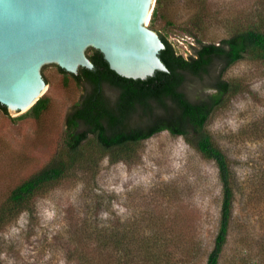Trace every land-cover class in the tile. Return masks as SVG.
<instances>
[{"label": "rangeland", "instance_id": "1", "mask_svg": "<svg viewBox=\"0 0 264 264\" xmlns=\"http://www.w3.org/2000/svg\"><path fill=\"white\" fill-rule=\"evenodd\" d=\"M210 1L221 19L209 21L204 38L219 41L230 25L248 22L255 0ZM187 11L180 4L175 17L169 16L174 23L157 21L185 56L192 51L189 43L196 44L183 31ZM228 16L227 23L223 19ZM224 77L240 80L242 90L207 123L231 159L238 189L222 264H228L227 256L248 264V247L252 243L257 252L264 238V65L244 58ZM45 80L50 106L40 119H13L0 108V203L51 161L62 142L67 112L85 88L56 70ZM221 189L213 160L183 136L159 132L141 143L133 160L112 162L105 156L94 177L78 169L37 195L29 209L0 229V264H79L72 253L74 231L95 224L158 235L165 264H206L219 228Z\"/></svg>", "mask_w": 264, "mask_h": 264}, {"label": "trees", "instance_id": "2", "mask_svg": "<svg viewBox=\"0 0 264 264\" xmlns=\"http://www.w3.org/2000/svg\"><path fill=\"white\" fill-rule=\"evenodd\" d=\"M180 4L189 13L183 31L196 42L189 43L192 51L188 56L178 52L168 34L157 27L160 19L174 23L169 16L175 17ZM212 5L210 0H156L150 25L165 43L159 56L167 71L157 69L146 78L127 77L112 69L103 53L94 47L87 50L95 64L93 68L81 66L73 73L57 65L64 75L83 85L84 91L67 112L62 142L51 161L10 189L0 203V229L29 209L37 195L75 170L94 177L105 156L112 162L133 160L144 140L167 130L183 136L205 158L216 163L222 201L218 232L206 264H222L238 189L231 159L217 145L207 123L217 109L242 90L240 80L224 77L226 69L244 58L264 65V0H255L248 22L230 25L227 35L219 41L204 38L209 21L221 19L219 12L213 13ZM229 17L223 20L228 23ZM207 89L212 91L206 92ZM49 106L50 98L41 96L16 118L38 120ZM0 108L9 114L1 102ZM138 230L106 224L79 226L74 231L72 253L79 264L167 263L159 236ZM258 243L257 252L252 243L248 247V264H264V238ZM234 257L227 256L224 261L245 264L243 259Z\"/></svg>", "mask_w": 264, "mask_h": 264}, {"label": "water", "instance_id": "3", "mask_svg": "<svg viewBox=\"0 0 264 264\" xmlns=\"http://www.w3.org/2000/svg\"><path fill=\"white\" fill-rule=\"evenodd\" d=\"M155 2L0 0V102L9 115L16 119L45 96V75H64L57 65L73 73L93 68L91 47L127 77L167 71L159 56L165 43L150 27Z\"/></svg>", "mask_w": 264, "mask_h": 264}]
</instances>
